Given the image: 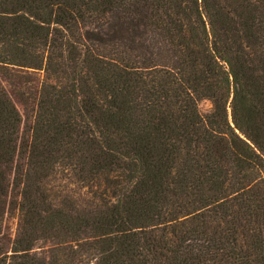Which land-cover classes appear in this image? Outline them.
<instances>
[{
  "label": "trees",
  "instance_id": "trees-1",
  "mask_svg": "<svg viewBox=\"0 0 264 264\" xmlns=\"http://www.w3.org/2000/svg\"><path fill=\"white\" fill-rule=\"evenodd\" d=\"M0 264H264V0H0Z\"/></svg>",
  "mask_w": 264,
  "mask_h": 264
},
{
  "label": "rangeland",
  "instance_id": "rangeland-1",
  "mask_svg": "<svg viewBox=\"0 0 264 264\" xmlns=\"http://www.w3.org/2000/svg\"><path fill=\"white\" fill-rule=\"evenodd\" d=\"M8 76L5 80V88L14 106L21 114L23 119V135L28 131L35 111V101L37 93L45 83V74L42 71L27 70L23 68H8ZM203 104L202 108H207ZM47 189L51 192H59L66 189L75 198H86V190L76 187L71 181L62 178H53L48 184ZM3 231L6 235L13 237L18 225L19 214L16 210L9 209L3 218Z\"/></svg>",
  "mask_w": 264,
  "mask_h": 264
}]
</instances>
